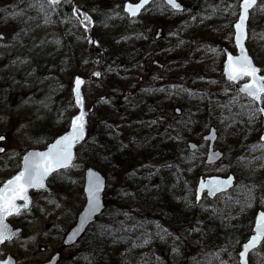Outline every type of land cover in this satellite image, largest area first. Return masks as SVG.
Segmentation results:
<instances>
[{"label":"rangeland","instance_id":"1","mask_svg":"<svg viewBox=\"0 0 264 264\" xmlns=\"http://www.w3.org/2000/svg\"><path fill=\"white\" fill-rule=\"evenodd\" d=\"M125 1L70 0L66 2L64 0L54 12L51 9L48 10L46 22L44 12L39 10L41 0H0V37H3L0 39V135H5L7 138L4 143H0L5 147V151L0 153V182L19 169L21 155L27 149L44 147L47 137L54 135L58 128L63 129L68 126L70 116L76 111L71 96L72 79L75 74L87 78L84 93L87 107L92 111L93 105L102 94L101 87L98 86L99 78L94 76L93 72L103 70L102 68L108 64L107 57L115 51L108 48L111 45L114 48L115 40L120 39L122 33L124 32L125 35L130 29L141 31L152 28L149 33L156 38L161 28L159 34L162 40L161 48H157L151 42V46L146 51L152 54L151 60H158L160 49L172 43H178L183 47L184 54L188 56L184 58L186 67L182 63V66L175 65V68L168 69L166 66L162 71L159 68L161 81L172 86L185 87L194 95L193 102L206 98L207 103L204 102L206 103L204 106L210 105L212 111H216L209 119L211 124L218 128L219 139L216 147L224 152V157L208 168L209 170L205 173L214 172L225 175L233 172L242 182L255 178L256 184L249 182L248 184L252 187L261 186L264 190V148L259 147L261 120L257 119L252 124L247 123V108L242 106H248L249 102L239 96L237 88L224 80L222 71L217 68V61H222L216 51V41L220 34L216 30H212L213 33H211L209 29L219 28L223 19L221 17L209 18L206 21L199 19L194 24L192 20L195 16H192V11H189L188 20L185 15L179 16L168 28L160 23L161 20L169 18L168 14H161L155 10V14H147L139 21L129 24L122 10ZM188 2L189 0H185L187 6ZM74 7L91 17L92 24L87 32L73 17ZM184 19L186 23L188 21L183 26L184 36L181 39H175L180 32L178 22ZM250 32V52L256 62L264 67V0H261L260 5L252 13ZM224 36L226 40L223 45H227L234 51L232 37L223 34L221 39ZM89 38L98 43H89ZM203 46H206L205 51H201ZM103 60L107 61L103 63ZM132 61L131 69L128 67L130 63H122L124 69L120 71L121 84L132 85L135 81L143 82L141 68L134 63L135 60ZM157 71L158 69L155 72ZM52 99H55L54 102ZM50 100L51 108L59 109L53 113L55 123L51 128L52 131L47 126L42 130L43 117H37L39 113L44 114L42 108L47 106ZM177 107L181 108L177 105L174 110ZM218 109H221L225 116L235 114L239 110L242 122L237 127H226L227 124L222 123L223 118L218 114ZM114 115L119 117L117 114ZM136 115L137 113L134 114ZM209 115L210 112H208ZM134 116L123 124L124 127L122 126L126 130L124 140L127 139V128H130ZM116 122L119 126L120 123ZM208 128V125L200 126V129H196L199 135L192 139L204 150L206 146L202 135L208 132ZM253 145L258 146L255 151L252 150ZM91 155L95 156V153L89 150L85 153L80 151L75 166L53 179L52 195L35 194L31 211L11 220L15 226L23 228V233L2 246L3 257L12 254L17 258L18 264H34L48 260L57 251L62 238L74 224L84 204V170L88 166H93L106 175L104 170L97 167V162L95 165L89 163L87 156ZM149 161L156 165V173L159 171L157 169L160 168L159 166L167 164V167L165 170L160 169L164 177H158L152 184L145 187L150 186L149 189H151L154 183L160 180L172 182L170 163L160 162L157 159ZM188 171L191 172V169ZM165 181L160 184L166 185ZM117 186L122 188V184L114 185L115 188ZM166 190L172 201V188L166 186ZM186 195L181 189L174 192L175 201L182 209L178 210L185 215L178 217L172 214L173 237H181L180 240L175 241L172 237V248H179L178 253L172 251V258L167 256L172 260V264H202L206 258H217V253L221 261L237 264L234 242L224 244L220 233H216L215 229L220 223L223 227L232 226V236L240 237L247 226L245 217L247 213H240L236 215V219L230 218L228 221L227 216L222 215L220 209L230 201L226 198L216 201L204 198L196 212L192 210ZM261 198L264 207V195ZM217 208L219 213L216 215L219 216L213 214V209ZM225 211L227 212V209ZM162 213L160 211V214ZM197 227L201 231H191L192 228ZM221 249H227V251L224 252ZM161 250L163 249H155L159 253ZM143 253L144 258L137 264H145V258H148L145 249ZM61 254L59 264H80L74 261L76 257L74 248L64 250ZM257 257L256 264H264V245L258 249ZM129 263L134 264L133 261Z\"/></svg>","mask_w":264,"mask_h":264},{"label":"trees","instance_id":"2","mask_svg":"<svg viewBox=\"0 0 264 264\" xmlns=\"http://www.w3.org/2000/svg\"><path fill=\"white\" fill-rule=\"evenodd\" d=\"M158 4L163 6V10L161 7H156V12L168 14L169 16V18L161 20L160 23L169 28L173 25L172 22L177 18V15L171 14L162 2H158ZM187 11H192V16H195L192 20L194 24L199 19L204 21L214 17L223 19L219 28L209 29L211 33H213L212 30L219 31V39H216V51L218 56L222 58L221 46L225 44L226 36L223 39L221 37L223 34L232 35V24L238 14L237 0H189ZM178 23L180 32L178 36H175V39H181L184 36L183 26L188 21L186 23V19H184ZM210 26L213 27L214 25L210 24ZM151 29L146 28V30L141 31L130 29L125 35L123 32L119 37L120 39L115 40L116 42L113 43L114 48L112 45L108 48V50H115L107 57L108 64L102 68L103 70L99 69L101 76L98 77V86L101 87L102 94L93 105L89 137L78 148V153L80 151L85 153L88 150L95 153V156H87V160L94 165L97 162V167L106 172V175L109 176V185L106 191L105 212L88 229L79 242L72 247L76 250L74 261H78L80 264H130V261L137 264L144 258V249L148 256V258H145V264H172L170 257H167L171 256L172 258V237H168L166 240L154 237L149 245L133 249L126 257H122V253L126 252L129 244L121 243L115 247H110V238H102L100 235L101 228L105 225L112 228L119 227L120 221H126L128 225L134 222H143L150 233L154 234L156 232V224H160L172 233V214L178 217L185 215L184 212H179L182 209L178 207L174 198V192L177 189L178 191L181 189L182 193L187 194L193 211L197 212L200 208L194 202L196 180L211 167L206 166L204 163L205 150L202 146L199 145L197 150L192 152L188 149L187 142L199 135L196 129L211 124L209 118L216 111H212L210 105L204 106L207 103L206 98L201 99L198 97L200 99H195L196 101L193 102L194 95L185 87L172 86V84L161 81L160 73L166 66H168V69L170 67L175 68V65L179 67L184 64L185 66L186 59L184 61V58L188 56L184 54V48L179 46L178 43L165 45L160 49V56L158 57V61L163 65V69H160V71V67L155 65L154 60H151L152 54L146 52L151 46V42L157 48L162 46L160 45L162 40H155L149 33ZM205 50L206 46H203L201 51ZM107 60L102 62L104 63ZM132 60H135L134 63H137L138 67L141 68L143 82L135 81L132 85L121 84L120 71L124 69L122 63H130L128 67L131 69ZM217 63V68L221 70L222 61H217ZM152 69H155V71L158 69V71L155 72ZM159 89L165 91H159ZM130 90L132 91L130 92ZM54 100L52 99V102ZM50 103L51 100L47 106L45 105L42 108L44 114L39 113L37 116L43 117L42 130L45 129V126L50 131L53 130L51 129L55 123L53 113L59 110L51 108ZM177 105L181 106L182 112L180 115H176L174 110ZM218 111L222 118L228 117L224 124L237 127L242 122V115H240L239 110L236 113L234 112L235 114L227 116L223 114L221 109H218ZM208 112H210L209 116ZM135 113H137L136 116H134ZM114 114L119 115V117H115ZM133 116V122L130 123V128H127V139L124 140L123 136L126 130L123 128V124ZM153 120H156L157 123L151 124L150 122ZM178 120L181 123H177ZM258 120L260 121V118ZM116 121L120 123L119 126L116 125ZM222 123H220V126H222ZM261 126L262 123L260 122V131ZM66 128H58L54 135L46 138V142L52 140ZM151 159L170 163L169 166L172 167L171 183L168 180H160L154 183V187L151 189H149L150 186L145 187V185L152 184L158 177H164L160 169L165 170L167 167V164L159 166L160 168H157L159 171L156 173V165L149 161ZM190 169L191 172L188 171ZM244 178L247 179L246 176ZM163 181L166 185L160 184ZM248 182L256 184L255 178H251L250 181L243 180V182L240 179L231 192L216 199H230L225 207H220L221 214H225L228 221L230 218L236 219V215L240 213H247L245 216L247 226L240 237L232 236V226L223 227L220 223L219 227L215 229L216 233H220L224 244L234 242L235 251L239 250L241 243L251 232L256 210L263 206V202H261V197L264 195L263 188L261 186L252 187ZM118 184H122V188L114 187ZM166 186L172 188V201ZM248 188H254L251 194L254 198L251 200L250 207L246 206L248 204ZM125 192L132 195L125 196ZM128 202L130 203L128 204ZM160 208L164 210H159ZM225 209H227V212ZM160 211L163 213L160 214ZM124 213H128V216L132 219H127L123 215ZM216 213H219V208L216 209L214 214L219 216ZM139 234V231L133 233V239ZM156 248L157 250L160 248L163 250L159 253L155 251ZM257 256L258 250L251 255L252 264H256ZM221 260V258L212 259L210 257L206 258V261L202 264H220Z\"/></svg>","mask_w":264,"mask_h":264},{"label":"snow or ice","instance_id":"3","mask_svg":"<svg viewBox=\"0 0 264 264\" xmlns=\"http://www.w3.org/2000/svg\"><path fill=\"white\" fill-rule=\"evenodd\" d=\"M70 2V0H66ZM156 0H139V3H127L124 5V12L128 13L129 16L135 18L137 17L142 9H146V6L155 3ZM163 3L174 11H184L182 5L177 2V0H163ZM61 4V0H41L39 3V10L44 12L46 17V22L48 18V10L51 9L53 12ZM257 4V0H242L240 8L242 11L239 15V21L235 24L236 44L239 47L240 54L238 56H233L228 54L227 56V76L230 81H240L245 77L249 78L248 82L244 83L242 87L239 88V92L245 94L249 100L248 106H242L247 108L246 115L248 117L247 123L252 124L259 118H264V75H260L261 69L253 64L252 59L247 53L242 41L246 36L245 23L249 18V10L252 9ZM35 6V5H32ZM157 7L163 6L158 4ZM14 15H19L14 13ZM73 17L79 22L80 25L84 27L87 32L89 26L92 24L91 17L86 12H81L79 8H73ZM3 39V37H0ZM59 43V41H57ZM89 43H98L89 38ZM93 75L96 77L101 76V72L95 71ZM84 83L79 77L75 78L73 92L75 95L76 106L80 108L79 113L72 118L70 131L65 135H62L59 139L52 144L48 151L29 153L23 158V170L17 175L13 176L11 179L4 183L3 187L0 188V244H4L6 241H11L13 237L16 236V232L9 229L5 224V218L12 215H20L22 210H28L30 204L32 203L29 197V189H45V181L53 173L59 174L61 169H68L74 167V153L73 148L75 145L81 141H85L86 137V112L83 110L84 98L81 94V85ZM159 91H165L164 89H159ZM186 91V90H184ZM177 113L180 112L179 109L176 110ZM228 117H224L222 122L227 120ZM151 124H156L157 121L153 120ZM181 123V121H177ZM171 127V126H170ZM226 127H231L230 124ZM171 138V137H170ZM219 137L216 135V130L213 129L205 140H216ZM5 140L4 136H0V141ZM260 141H264V135H261ZM126 147V146H124ZM195 148L196 145H191ZM257 145L252 146V150L257 149ZM259 147L264 148V144L259 145ZM5 149L0 147V152H4ZM220 153L211 152L209 156V162L212 161V157L216 159L220 158ZM241 159H244L241 157ZM88 203L90 208V213H96L101 207L100 193L104 188V180L102 177L92 171L88 172ZM232 178L229 177L227 180H214L209 182L206 186L204 183L199 185V189L196 195V203L200 202L199 192L203 191L207 187V194L209 196H216L218 192L225 191L227 188L231 187ZM254 188H248V204L246 206H251L252 192ZM125 196L132 195L131 193L125 192ZM17 201H23V204H17ZM59 206V205H57ZM215 209H213V214H215ZM127 219H132L128 216V213H124ZM156 232L150 233L143 224V222H134L128 225L126 221H120L119 227L112 228L107 225L101 228V237L110 238V247H115L118 244L124 243L129 244L125 253H122V257H126L133 249L144 247L149 245L154 237H158L160 240H166L168 237H173V234L169 232L167 228L162 227L160 224H156ZM142 230V231H141ZM139 231L134 239L132 234ZM191 231L199 232L200 228H192ZM175 240H180V236H174ZM264 241V211H261L255 222V234L250 237V239L242 245V251L239 253L240 264H248L247 257L250 250L255 249L261 242ZM172 251L174 253L179 252L178 247H173ZM221 251L226 252L227 249H221ZM219 258V253L216 254ZM0 264H11V258L8 260L0 261ZM220 264H227V261H221Z\"/></svg>","mask_w":264,"mask_h":264},{"label":"water","instance_id":"4","mask_svg":"<svg viewBox=\"0 0 264 264\" xmlns=\"http://www.w3.org/2000/svg\"><path fill=\"white\" fill-rule=\"evenodd\" d=\"M62 1V0H61ZM163 1V0H162ZM260 0H257V4L249 10V18L248 20L246 21L245 23V32H246V36L244 38V40L242 41L245 49L247 50V53L248 55L250 56V58L252 59L253 61V64L260 68L262 70V68L260 66H258L255 61H254V58L253 56L250 54L249 52V49H248V46H247V43L249 41V21H250V18H251V13L253 11V9L258 5ZM178 3H180L182 5V8L185 10V6L180 2V0H177ZM127 3H133V4H136V3H139V0H137L136 2H133V1H130V0H127L124 2L123 4V9H124V5L127 4ZM242 3V0H240V3H239V14H238V17L236 19V21L234 22V24L232 25V28H233V43H234V47H235V50L236 52H232V50L228 49L227 47L223 46L222 47V50L225 54V59L223 61V65H222V73H223V76L224 78L229 81L230 83L234 84V85H238V91H239V88L242 87V85L246 82H248L249 78L245 77L244 79H247L246 81L244 82H241L242 80L240 81H230L228 79V76H227V56L228 54H231L233 56H238L240 54V51H239V47L238 45L236 44V40H235V35H236V29H235V24L239 21V15H240V12L242 11V9L240 8V4ZM147 7V6H146ZM170 7V6H169ZM144 9L141 10V13L135 17V18H138L142 12H143ZM172 10V9H171ZM174 11V10H172ZM124 12V10H123ZM174 12H177V11H174ZM179 12H182V11H179ZM127 17L129 19H132L133 17L129 16L128 13L124 12ZM260 75H264L261 74V72L259 73ZM79 77L80 79H82L84 81V83L81 85V94L84 98V106H83V110L86 112V120H87V124H86V137H85V141L87 139V136H88V133H89V120H90V112L87 108V104H86V98H85V95H84V85L86 83V79L83 77V76H80V75H75L73 77V81H72V87H71V94H72V98H73V103H74V106L76 108V113H74L71 118H70V122H69V126H68V129L66 131H64L63 133H61L60 135H58L57 137H55L51 142H49L47 144L46 147L44 148H31V149H28L21 157V164H20V169L13 175H17L20 171L23 170V158L25 156H27L29 153H38V152H46L48 151L49 147L54 144L56 142L57 139H59L62 135H65L67 132L70 131V127H71V120L72 118H74L80 111V108L76 106V98H75V95H74V92H73V88H74V81H75V78ZM243 79V80H244ZM241 82V83H240ZM243 94V93H241ZM245 95V94H243ZM179 109V108H177ZM176 109V110H177ZM180 110V109H179ZM180 114V112L178 113ZM262 121H263V130H262V133L260 134V137L261 135H264V118H262ZM215 129L216 130V135L218 136L217 134V129L215 126H211L210 129H209V132L207 134L204 135V140H205V137H208L210 135V132L211 130ZM260 137H259V141H260ZM4 141V140H3ZM85 141H81L79 143H77L75 145V147L73 148V153H74V160H73V164L76 160V149L82 145ZM208 142V149H207V153H206V159H205V163L210 165V164H214V163H217L222 157H223V152L220 151L219 149H215V143L217 141L216 140H205ZM261 143H264V141H260ZM191 145H196L194 142H189L188 143V146L190 148V150H195L197 148V145L195 148H192ZM217 152V153H220V158L219 159H216L215 157H212V161L213 162H209V156L211 154V152ZM71 168V167H70ZM69 169V168H68ZM63 170H67V169H61L60 171H63ZM89 170H92L96 173H98L102 179L104 180V188L103 190L101 191L100 193V200H101V205L102 207L94 214H91L90 213V208H89V203H88V195H87V188H88V180H89V177H88V172ZM55 173H53L52 175H54ZM51 175V176H52ZM13 176H11L10 178H8L7 180L11 179ZM49 176L48 179L51 177ZM229 177L232 178V185L231 187L227 188L225 191H222V192H218L216 194V196H209L207 194V187H205V189L203 191H200L199 192V195H200V201L203 199V196L204 194L206 193L207 197H209L211 200L215 199L217 196L221 195V194H224V193H227L229 192L231 189H233L235 187V184H236V177L233 173H230L228 174L227 176H222V175H216V174H211V175H206V176H200L199 179H198V182H197V185H196V189H195V203H196V195H197V192H198V189H199V185L201 183H204L206 186L209 184V182L211 181H214V180H227ZM48 179L45 181V189H40V190H37V189H29V197L32 201V203L30 204L29 206V209L30 210L32 208V205H33V197H32V194L31 192L32 191H36V192H39V191H44L48 194H51L52 193V190H51V187L48 185ZM4 181V183H6V181ZM106 181H107V178L100 172L98 171L97 169L93 168V167H89L85 170V173H84V186H83V192H84V195H85V204L83 205L82 209L80 210V212L78 213L77 215V218H76V221L74 223V225L67 231V233L65 234V236L63 237L62 239V246L63 247H69V246H72L74 244H76L81 238L82 236L87 232L88 228L90 225H92L94 222H96L97 218L103 213V211L105 210V204H104V193H105V190H106ZM4 183L0 186V188L3 187ZM17 204H23V201H17ZM198 204V203H196ZM28 210H22L23 211H28ZM261 211H264V208H260L257 210L256 214H255V217H254V222H253V226H252V230H251V233L249 234L248 238L241 244V248L238 252V263L240 264V257H239V253L240 251H242V245L244 243H246L250 237L252 235L255 234V222H256V219L258 218V215ZM21 212V213H22ZM12 216H15V215H12ZM12 216H7L5 218V224L9 227V229H11L12 231L16 232V236H18L21 232H22V228H14L9 222H8V219ZM15 236V237H16ZM13 237V238H15ZM264 241L261 242L260 245H258L255 249H252L250 250L249 254H248V257H247V261H248V264H251L250 263V255L256 251L262 244H263ZM1 246V244H0ZM9 258H11V264H17V260L14 256L12 255H7L4 259H1L0 258V261H3V260H8ZM60 260V253H56L54 255H52L50 257L49 260L45 261V262H42V263H34V264H57Z\"/></svg>","mask_w":264,"mask_h":264},{"label":"flooded vegetation","instance_id":"5","mask_svg":"<svg viewBox=\"0 0 264 264\" xmlns=\"http://www.w3.org/2000/svg\"><path fill=\"white\" fill-rule=\"evenodd\" d=\"M158 2H162V1H160V0H156V2L155 3H152V4H150V5H148L147 7H146V9H144L143 10V12H142V14H141V16L140 17H138V18H133V19H128L129 20V24H131V22H136V21H139L140 19H142V17L143 16H145V15H147V14H155V10H156V7H157V5H158ZM163 3V2H162ZM181 3L186 7V9H187V6H186V3H185V0H181ZM164 4V3H163ZM167 8H168V6L166 5V4H164ZM169 9V8H168ZM189 11H184V12H181V13H176V12H172L173 14H176L177 15V17H179V16H183V15H187V13H188ZM171 13V14H172ZM187 20H188V15H187ZM190 18H191V15H190ZM161 28H159V30H160ZM159 35V34H158ZM156 37V36H155ZM157 38H158V36L156 37V38H154L155 40H157ZM154 63H156V61L154 62ZM264 72V69L261 71V73H263ZM7 139V138H6ZM6 139H5V141H6ZM1 143V142H0ZM2 144V143H1ZM0 147H3L4 149H5V147L3 146V145H0ZM0 153H2V152H0ZM17 171V170H16ZM16 171H14L12 174H10L9 176H7L6 178H4L1 182H0V186L4 183V181L6 180V179H8L10 176H12L14 173H16ZM63 174V173H62ZM23 215V214H22ZM21 216V215H20Z\"/></svg>","mask_w":264,"mask_h":264}]
</instances>
